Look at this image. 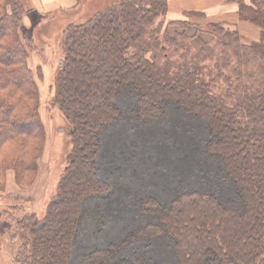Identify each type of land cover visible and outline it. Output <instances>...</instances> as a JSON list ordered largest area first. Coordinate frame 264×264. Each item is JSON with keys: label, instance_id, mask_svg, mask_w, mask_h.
Here are the masks:
<instances>
[{"label": "trees", "instance_id": "16d2710c", "mask_svg": "<svg viewBox=\"0 0 264 264\" xmlns=\"http://www.w3.org/2000/svg\"><path fill=\"white\" fill-rule=\"evenodd\" d=\"M235 1L241 20L261 29L260 41L242 49L263 54L264 0ZM162 3L164 12L166 0L150 2L152 10L142 0H123L65 30L63 94L57 102L71 122L73 150L44 217L26 214L17 225L14 264H72L86 202L112 192L99 176V156L103 132L122 117L117 99L124 91L136 97L132 113L140 124L155 122L168 106L204 121V154L219 164L237 199L222 200L210 188L175 190L166 203L143 197L138 206L144 223L85 253L83 264H140L124 252L161 237L171 241L176 264H264V76L257 88L229 101L213 93L197 65L149 63L155 38L145 42L146 27L161 13L154 5ZM23 14L18 0H0V191L9 171L20 187L33 182L43 144L38 90L27 65L31 43L20 35ZM90 92L93 98L81 99Z\"/></svg>", "mask_w": 264, "mask_h": 264}, {"label": "rangeland", "instance_id": "374dc122", "mask_svg": "<svg viewBox=\"0 0 264 264\" xmlns=\"http://www.w3.org/2000/svg\"><path fill=\"white\" fill-rule=\"evenodd\" d=\"M78 1L79 10L65 13L57 19L50 18L49 24L36 31L41 20L48 17L33 10L29 0H18L24 12L20 35L24 43H31L29 56L39 50L40 57L46 61L43 63L38 59L30 63L28 57L27 63L38 90L43 144L36 177L28 188L17 185L14 172L9 171L8 187L0 191V264H14L19 244L17 225L26 214L44 217L70 162L73 145L68 129L72 126L57 102L63 94L64 32L69 25L84 24L108 5L123 2ZM142 1L145 2L143 7L153 9L150 4L153 0ZM157 2L160 1L154 4ZM250 4L251 0L247 5ZM154 6L161 13L158 17L152 16L146 27L145 42L155 38L153 51L147 55L149 63L160 66L187 64L193 68L197 65L213 93L228 96L229 101L260 85L264 76V44L260 47L261 55L242 49L241 45L257 43L261 35L257 41L246 39L237 28L209 21L204 13H188L180 20H171L167 9L162 12L163 3L160 7ZM237 14L239 22L255 25L241 20L239 4ZM55 32H59L58 40L54 37ZM235 35H239L240 41ZM108 36L118 39L114 31H109ZM46 37L51 40H46ZM47 49H51L48 57L45 55ZM80 68L84 67L81 65ZM92 94L83 95L81 99H91ZM231 95L234 96L229 98ZM135 101L132 92H122L117 99L122 117L103 132L99 176L111 185L112 192L86 202V219L81 226L72 264H83L81 259L85 253L104 248L111 241L125 236L134 226L143 224L144 218L140 217L138 206L139 199L143 197L153 196L166 203L175 190L210 188L222 200L237 199L219 164L204 154L203 141L209 135L204 121L168 106L166 113L155 122L140 124L132 113ZM90 110L92 112V108ZM45 173V179L41 180ZM73 182H77L76 178ZM33 185L34 189L30 188ZM240 227L244 228L242 224ZM170 242L166 237L145 240L128 248L124 255L136 256L140 264H176Z\"/></svg>", "mask_w": 264, "mask_h": 264}, {"label": "crops", "instance_id": "0c3cea01", "mask_svg": "<svg viewBox=\"0 0 264 264\" xmlns=\"http://www.w3.org/2000/svg\"><path fill=\"white\" fill-rule=\"evenodd\" d=\"M166 1H167L168 18H170L171 20H180L184 15L188 13H204L208 17L209 21L211 20L215 22H221L233 28H237L239 30V33L242 36H244L246 39L257 41L260 38L261 31L257 26L246 22H241V21L239 22V18L237 14L238 4L235 0H166ZM245 2L249 4L250 0H245ZM29 4L31 8H33V10L38 12V14L40 13L42 16L48 17L45 20H41V22L37 25V28L35 29L36 31L38 28H40L41 30L47 24H49L51 20L48 19L50 18L57 19L59 17L64 16L65 13L77 11L80 8L78 0H29ZM58 36H59V32H55L54 37L57 39ZM48 38L49 37H46V40L50 41L51 38L49 39ZM50 50L51 49H47L46 52L43 51L46 53L45 54L46 57L51 55L49 53ZM38 51H34L30 54L29 56L30 63H35L38 61V59L42 60L43 63H46V61L42 57H40ZM53 55L55 56L54 53ZM45 175L46 173L43 175L41 180L45 179ZM8 177L10 179V175H8ZM13 180H14V176H13ZM7 187H8V179H7L6 189ZM34 187L35 186L33 185L30 188L34 189ZM38 192L39 189L36 193ZM43 193L44 192L42 191V195Z\"/></svg>", "mask_w": 264, "mask_h": 264}]
</instances>
